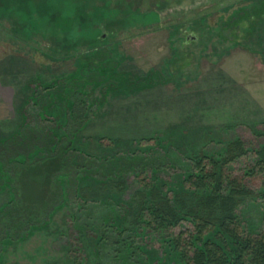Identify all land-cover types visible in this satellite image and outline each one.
Here are the masks:
<instances>
[{
	"label": "rangeland",
	"instance_id": "obj_1",
	"mask_svg": "<svg viewBox=\"0 0 264 264\" xmlns=\"http://www.w3.org/2000/svg\"><path fill=\"white\" fill-rule=\"evenodd\" d=\"M0 58L24 98L0 129V264H185L192 225L146 214L226 215L188 179L200 155L264 231V0H0Z\"/></svg>",
	"mask_w": 264,
	"mask_h": 264
},
{
	"label": "trees",
	"instance_id": "obj_2",
	"mask_svg": "<svg viewBox=\"0 0 264 264\" xmlns=\"http://www.w3.org/2000/svg\"><path fill=\"white\" fill-rule=\"evenodd\" d=\"M230 146L243 151L241 140H236ZM232 151L233 149H231ZM255 153L258 159L256 163L263 167L264 147ZM221 164L212 157L197 156L192 161V172L196 170L198 173L193 172L188 179L192 178L195 181L196 188L214 187L215 194L208 198L207 204L208 207H212L218 201L223 200L222 206L227 211L223 218L204 217L199 210H190L186 218H181L164 212H162L164 214H160L158 209H149L150 211L146 214L150 220L149 224L155 229L165 226L169 230L184 219L192 225L195 231L191 235L184 239L176 238L174 241L175 249L182 254L185 264H264V231L259 234L242 232L232 213L233 206L230 204L233 201V196L247 195L249 191L237 185L229 188L226 197L222 195V178L224 176ZM12 220L14 218L7 215L0 221V224L2 226L10 225L13 223ZM216 229H218L216 238L221 242L210 238Z\"/></svg>",
	"mask_w": 264,
	"mask_h": 264
},
{
	"label": "crops",
	"instance_id": "obj_3",
	"mask_svg": "<svg viewBox=\"0 0 264 264\" xmlns=\"http://www.w3.org/2000/svg\"><path fill=\"white\" fill-rule=\"evenodd\" d=\"M0 129L14 126L22 117L24 98L21 90L13 87L7 78L8 68L0 58Z\"/></svg>",
	"mask_w": 264,
	"mask_h": 264
},
{
	"label": "flooded vegetation",
	"instance_id": "obj_4",
	"mask_svg": "<svg viewBox=\"0 0 264 264\" xmlns=\"http://www.w3.org/2000/svg\"><path fill=\"white\" fill-rule=\"evenodd\" d=\"M161 1H163V0H161Z\"/></svg>",
	"mask_w": 264,
	"mask_h": 264
},
{
	"label": "water",
	"instance_id": "obj_5",
	"mask_svg": "<svg viewBox=\"0 0 264 264\" xmlns=\"http://www.w3.org/2000/svg\"><path fill=\"white\" fill-rule=\"evenodd\" d=\"M196 39V38H195Z\"/></svg>",
	"mask_w": 264,
	"mask_h": 264
}]
</instances>
